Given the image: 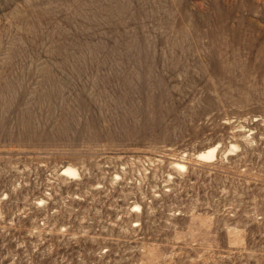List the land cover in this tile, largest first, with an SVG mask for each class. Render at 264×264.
Listing matches in <instances>:
<instances>
[{
  "label": "rangeland",
  "instance_id": "1",
  "mask_svg": "<svg viewBox=\"0 0 264 264\" xmlns=\"http://www.w3.org/2000/svg\"><path fill=\"white\" fill-rule=\"evenodd\" d=\"M0 264H264V0H0Z\"/></svg>",
  "mask_w": 264,
  "mask_h": 264
},
{
  "label": "bare ground",
  "instance_id": "2",
  "mask_svg": "<svg viewBox=\"0 0 264 264\" xmlns=\"http://www.w3.org/2000/svg\"><path fill=\"white\" fill-rule=\"evenodd\" d=\"M212 148V147H211ZM209 149V148H208ZM204 152H205V150H204ZM203 152V153H204ZM213 150H209V151H207L205 154H202V157L203 158H211L212 156H213ZM202 158V159H203ZM175 165H177V168H183V166L182 165H180V164H175Z\"/></svg>",
  "mask_w": 264,
  "mask_h": 264
}]
</instances>
